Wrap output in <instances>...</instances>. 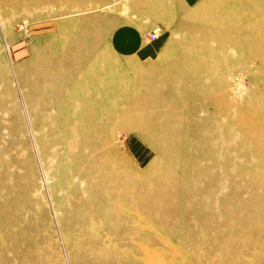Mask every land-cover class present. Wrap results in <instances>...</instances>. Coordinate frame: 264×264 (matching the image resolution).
Returning a JSON list of instances; mask_svg holds the SVG:
<instances>
[{
	"label": "rangeland",
	"instance_id": "374dc122",
	"mask_svg": "<svg viewBox=\"0 0 264 264\" xmlns=\"http://www.w3.org/2000/svg\"><path fill=\"white\" fill-rule=\"evenodd\" d=\"M197 6L165 73L113 55L104 94L72 35L101 9L1 13L0 264H264V0Z\"/></svg>",
	"mask_w": 264,
	"mask_h": 264
},
{
	"label": "crops",
	"instance_id": "0c3cea01",
	"mask_svg": "<svg viewBox=\"0 0 264 264\" xmlns=\"http://www.w3.org/2000/svg\"><path fill=\"white\" fill-rule=\"evenodd\" d=\"M199 2L200 0H0V27H3L1 24L2 13L6 27L10 28L8 12L10 7L22 11L23 16L28 19H37L38 23L42 22L41 19L45 21L47 18L54 17V24L71 22L72 20H63L62 17L67 18L68 15L75 12L72 8L83 11L90 7L101 9L100 14L97 13L96 17H93L92 14L90 19L102 22V29L72 32V35H77V38L91 39V48L95 54L94 62L90 59V76L89 78L84 77L86 82L83 81L82 84L79 82L78 88L82 86L83 89L87 88L86 90H88V87L93 85L89 82L91 77V79H96L97 85L103 87L100 92L103 94L104 92L112 93L115 90V75L121 76L123 79L130 75L128 68L119 64L114 66L112 56L119 59L136 58L138 64L144 65L154 62L158 69L152 73H165L166 70L162 68L168 65V61L165 59L169 57L168 54L172 50L177 49L178 45L183 47L184 44L181 41L183 36L182 34L179 36V33L186 29L189 24L188 19L201 10V8L198 11L195 10L198 8ZM32 24L34 25L35 22ZM156 27L162 29L159 39L152 41L148 37H144ZM59 36L62 39L64 34L61 33ZM15 37L13 31L7 36L9 41H15ZM195 58H198L195 61H202L203 56L198 54ZM83 61L85 62V60ZM152 73L148 76L153 75ZM161 80L166 82V78H159L158 83H156V79L150 78L154 88L162 83ZM198 89V91L191 92L178 89V93H173V95L210 92L209 86L199 85ZM91 91L93 93V89ZM111 107L115 108L114 102Z\"/></svg>",
	"mask_w": 264,
	"mask_h": 264
},
{
	"label": "built area",
	"instance_id": "2783aa9c",
	"mask_svg": "<svg viewBox=\"0 0 264 264\" xmlns=\"http://www.w3.org/2000/svg\"><path fill=\"white\" fill-rule=\"evenodd\" d=\"M160 34H161V28L156 27L151 32L147 33L146 37H148V39H150L152 41H155L159 38Z\"/></svg>",
	"mask_w": 264,
	"mask_h": 264
},
{
	"label": "bare ground",
	"instance_id": "6f19581e",
	"mask_svg": "<svg viewBox=\"0 0 264 264\" xmlns=\"http://www.w3.org/2000/svg\"><path fill=\"white\" fill-rule=\"evenodd\" d=\"M93 126V125H92ZM105 202V201H104ZM107 202V201H106ZM105 206V205H104Z\"/></svg>",
	"mask_w": 264,
	"mask_h": 264
}]
</instances>
